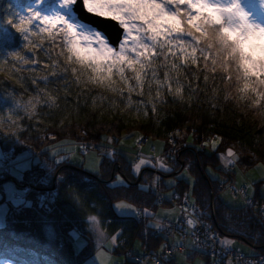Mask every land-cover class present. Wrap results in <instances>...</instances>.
<instances>
[{
  "label": "snow or ice",
  "instance_id": "snow-or-ice-1",
  "mask_svg": "<svg viewBox=\"0 0 264 264\" xmlns=\"http://www.w3.org/2000/svg\"><path fill=\"white\" fill-rule=\"evenodd\" d=\"M76 4L77 0H60L59 11L54 10V14L48 15L42 10L44 0H32V3L27 5L9 3L3 10L4 15H0V41L3 43L0 71H6V79L12 82L13 88L18 86L27 91L25 84L29 83L35 91V95L29 96L27 100L15 99L14 92L8 93L13 96L16 108L23 110L29 123L25 125L23 118L13 120L12 116L18 113L10 109L7 117H0V123L7 119L10 125L16 126V131L0 135L22 143V133L28 131L31 135L42 120L44 132L37 133L39 139L56 140L66 128L78 137L94 135L100 145V155L107 156L112 161L119 156L120 150L126 147L125 141L133 136L136 137L134 146L137 148L147 140L151 148L159 146V152L145 156L143 150L139 149L134 156L129 157L132 161V171L137 177L143 176V180L135 187H128L125 192L111 193L103 201H94L95 206L88 204L86 199L78 195L72 185L67 183L69 169L64 168L58 175L56 172L59 166L71 160L102 176L101 160L97 159L95 166H90L83 158L59 156L58 152H53L52 158L56 167L46 164L47 179L39 182L47 185L54 178L53 190L33 192L29 187L17 191L13 187L8 191L6 201L0 204V230H3L0 231V255L3 256L0 264H30V261L21 255V250L12 245L19 240L22 229L33 227L42 228L51 242L60 248L77 242L75 247L78 249L79 222L94 229L98 224L106 223L120 227V232L111 236L108 242L109 249L119 247L117 241L124 228L114 225L112 207L118 210L131 209L137 217L152 218L138 233L140 240L136 242L137 249L146 245L147 238L151 235L149 228L165 234L167 240L172 222L178 221L181 212L184 214V224L187 227L182 228L180 236L172 238L171 244H160L154 254L160 264H167L173 256L183 254L175 251L167 254L165 249L171 247L175 250L181 243H185L184 235H195L197 226L202 224V221L195 217L205 215L202 211L197 212V201L192 197L187 183L183 193L187 208L181 205L177 209L174 206L170 210L157 213L150 210L151 206L138 208L124 201L135 199L140 189L156 192L161 185L173 189L166 194L169 201L178 199L177 180L187 176L194 186L197 178L194 174L190 175L193 160L196 153H207L210 159L201 161L207 164L205 171L212 177H216L213 167L222 166L223 170L231 171L238 182L229 190L236 191L246 184L247 189L242 195L245 203H250L248 196L255 191L253 182L257 177L250 172L247 179H239L245 174L238 166L249 163L241 155L245 151L243 144L238 146L236 143H229L223 132L209 136L207 130H204L201 135L202 129L197 127L194 121L184 124L182 128L177 126L180 130L167 133L165 141H152L147 135L130 131L119 134L123 124L116 127L115 134H108L112 131L109 128L105 130V134L100 135L103 125L89 128L79 124V107L81 98H86L85 104L90 100L94 107L97 103H102L104 97L101 96L98 100L96 96L90 95L91 87H83L80 92L73 93L70 85H95L130 100L134 92L139 97H143L145 91L151 94L154 84L156 90L151 101L141 99L135 106L138 109L142 107L143 116L146 119L153 117L156 125L164 119L160 115V109L169 103L170 99L184 101L187 105L200 99L201 93L207 95L208 92L212 93L211 98L216 101L221 99V92L225 93L222 97L224 101L247 100L246 107L260 110L264 117V20H258L255 12L245 5L244 0H82V7L88 13L111 18L122 26L124 39L120 41L119 49H116L105 35L95 30L92 25L81 22L78 17L76 22H69L74 16ZM259 6L264 12V0H259ZM57 37L61 38L59 43ZM17 38L22 40L23 44L19 48H13ZM34 65L40 66L39 69L33 67ZM39 71L45 74L39 75ZM85 73L89 74L88 79L82 80ZM201 75L204 87L197 83ZM3 83L5 81H0V84ZM233 87L234 94L228 91ZM73 95L76 100L70 104L68 97ZM108 100L112 102L111 98ZM57 128V134L52 135ZM165 142L170 145L167 153H164ZM61 143L72 141L62 140ZM186 145H191L196 153L185 150L180 157L183 160V171L172 179L163 180V174L175 171L177 159ZM80 147L86 149L87 145L81 144ZM260 159L264 161V156ZM168 160H172L173 164L170 165ZM213 160L219 161V164L214 165ZM251 166L254 169H264V163L257 166L254 159ZM151 170H157L161 174L152 175ZM123 171V166L119 172L115 168L111 170V174L115 176L113 184L126 183L121 178ZM218 179L221 183L227 182V178ZM258 179L261 180L260 190L264 192V176ZM61 188L65 190L71 208L66 207L59 199ZM26 194H31V198ZM113 201L119 202L113 205ZM159 202L161 197L157 193L152 203L155 205ZM189 208L192 211H189ZM88 209L96 214L81 215ZM258 210L264 214V207ZM165 220L168 223H164ZM203 227L206 241L215 243L219 239L220 244L225 246L235 243L227 236L220 238V234L211 225L203 224ZM260 240L264 243V233L261 234ZM199 243L197 238L187 241L185 246H198ZM228 251L227 247L223 250L225 256ZM63 264L88 262L73 257ZM113 264H124V261H113ZM138 264H148L147 258L140 260ZM180 264H184L183 259ZM196 264L203 262L198 260ZM211 264L241 262L234 261L233 258L221 261L214 254ZM243 264H264V257Z\"/></svg>",
  "mask_w": 264,
  "mask_h": 264
},
{
  "label": "trees",
  "instance_id": "trees-1",
  "mask_svg": "<svg viewBox=\"0 0 264 264\" xmlns=\"http://www.w3.org/2000/svg\"><path fill=\"white\" fill-rule=\"evenodd\" d=\"M15 1H18L23 5V2H26L27 0ZM2 5L0 14L4 15ZM60 39L61 38L57 37L58 43ZM18 42L19 38L13 43V47L16 46V43ZM64 50L66 51V47ZM45 62H48L47 58H45ZM44 74L43 71H39V75ZM25 75L28 74L25 73ZM88 75L89 74L85 73L82 80L88 79ZM3 77L4 76L0 77V81H3ZM197 83H200L201 87H204L202 75ZM27 87L34 90L33 86L29 83L25 88ZM70 87L73 93L80 92L83 87H91L92 91L90 95L96 96L98 100L101 96L104 97L103 102L97 103L94 107L90 100L85 104L84 101L86 98H81L79 107V124L89 128L103 125L100 135L105 134V130L109 128H111L112 131L108 134H115L116 127L123 124L124 126L120 127L119 134H123L125 131H130L147 135L151 140L165 139L167 133L180 130L184 124L194 121L196 126L202 129L201 135L204 134V130H207L209 136L219 135L223 132L229 143H236L238 146L243 144L245 151L242 152L241 155H243L249 163L239 165V167L243 169L242 171H248L253 168L251 166V161L253 159L255 165L260 162L264 163V161L260 159V157L264 156V117H262L260 110L246 107L248 103L247 100L232 102L224 101L222 99L225 94L224 92L220 93L221 99L219 101L211 98V92H208L207 95L201 93L200 99L187 105L184 101H172L170 99L169 103L164 104L160 109V115L164 117V119L159 125H156L153 117L150 116L146 119L143 116L142 107L138 109L135 106L141 99L151 101L152 95L155 94L156 90L154 84L151 94L145 91V95L139 97L134 92L132 93L130 100L126 97H120L113 94L110 91H105L95 85L71 84ZM209 87H211V84ZM16 88L24 91L18 86ZM228 91L234 94L235 87ZM62 95L63 93L61 92V96ZM108 98H111V103ZM186 99L187 95H185V100ZM75 100L76 97L74 95L68 97L70 104L75 103ZM211 105H216V107H212ZM41 122L43 123L42 120ZM23 123L27 125L29 121L23 120ZM32 123L34 122L32 121ZM42 123L38 125L37 129H35L31 135L28 131H24L20 136V141H23L22 143L14 138H6L5 141L1 142L3 149L5 151L10 150L13 153V156H16L17 154L25 152L28 147L33 153H37L43 148L46 150L47 148L57 146L62 140L98 143L94 135L78 137L75 134H71L68 128L65 129L63 134L58 135L56 140H41L37 137V133L42 134L44 132V128L41 126ZM177 126H180V128ZM72 127H75V123ZM58 130L59 129L57 128L51 134L56 135ZM185 150L194 153V148H192V146H188L184 150H181L175 164V171L170 174H163V180L167 181L172 179L173 177H176L179 172L183 171V160L180 157L183 156ZM99 159L101 160L102 176L98 177L95 173L87 171L83 166H75L68 162L59 166L56 174L63 171L64 168L69 169L67 183H70L74 190H76L77 194L83 196L88 204H92L93 206H95L94 201H103L111 193L125 192L128 187H135L143 180L142 176L139 182H136L138 181V177L133 174L131 162L125 155L119 154L114 161L110 160L107 156L101 155H99ZM206 159H210V156L207 153H196L192 163V173H190V175L194 174L196 176L197 183L193 186L188 181V177H179L177 180L179 186L177 195L184 196L185 184L187 183L188 189L192 191V197L197 201V212L202 211L205 213L204 216L197 215L195 218L217 225L220 236L231 237L264 253V243L260 240L261 234L264 233V221L260 219L262 217L259 215V212L257 211V213H255L246 205L233 207L225 201L220 194L225 189L231 187L232 183L230 181L232 179H229L230 175L228 172L222 170L221 167H213L212 169L218 173L217 178L210 176L208 172L205 171L207 164L201 162ZM170 162L173 164L172 160H170ZM119 163L124 168L122 179L126 182L125 184L112 183L115 176L111 174V170L115 168L116 171L119 172L121 169V167H118ZM212 163L216 165L219 164V161L213 160ZM46 164L56 167L52 154L49 151L43 153L37 161L31 162L30 166L20 169L22 181L29 183L32 186L33 192L35 190L48 191L55 187L54 178L49 181L47 185L39 183L40 181L47 179ZM180 167L181 170H177ZM153 174L154 173L152 172V175ZM160 174V172L157 173V175ZM218 178H227V182L221 183ZM10 179L11 174L9 173L0 175V204L6 201L5 184ZM150 179L151 177H149V180ZM253 186L255 189L254 198L263 203L264 197L260 190L261 180L259 179L255 181ZM159 190L172 191L173 189L161 185ZM212 194L214 196L213 201ZM27 197L31 198V194H28ZM59 199L66 207L71 208V204L66 199L65 190L63 188L60 190ZM155 199L156 195L154 192L151 190L140 189L138 190L135 199L126 201L138 207L151 206L150 210L156 212L159 205L157 203L153 205L152 202ZM115 202L117 201H113V205ZM111 212L112 217L115 218L113 222L114 225H119L124 228L123 233L119 236L117 241L119 247H115L114 251L116 253H122L131 247L136 248V242L140 240L138 233L152 218L143 217L141 221H137L134 216L119 215L114 207L111 208ZM89 214L95 215L96 213L92 212L91 209H88L87 212H84L81 215L87 216ZM109 219H111V217H109ZM77 220H80L79 215L77 216ZM100 224L107 235H113L116 232H120V227L110 226L106 223ZM77 231L80 233V237L85 239L84 244L80 246V249H76L75 242H72L71 245L66 248L58 247L55 243L51 242L50 238L42 228L36 227L22 229L19 240L12 246L20 249L21 255L30 261V264H57V262L63 264V262L73 257L81 261H86L88 258H91L98 249V236L92 227L83 222L78 223ZM148 232L151 233V235L147 238L146 245L143 248L138 249V253L144 251H156L159 249V245L163 244V241L165 240V235L163 233H154L151 228L148 229ZM186 257L190 262H194L197 259H200L203 264H211L212 262L210 256L197 250L187 251ZM0 259H3L2 255H0ZM127 261L124 262V264H131ZM170 264H173V261Z\"/></svg>",
  "mask_w": 264,
  "mask_h": 264
},
{
  "label": "rangeland",
  "instance_id": "rangeland-1",
  "mask_svg": "<svg viewBox=\"0 0 264 264\" xmlns=\"http://www.w3.org/2000/svg\"><path fill=\"white\" fill-rule=\"evenodd\" d=\"M2 3H3V5H2ZM9 3H11L12 5H22L18 1H15V0H3V1L0 0V13H1V5H2V8L3 9H6ZM30 3H32V0H27L26 2H23V5H27V4H30ZM244 3H245L246 6L249 7L250 10H252V11L255 12L258 20H264V12H262L261 9H260L259 0H244ZM59 4H60V0H44V5H43L42 10L46 12L45 14L52 15V14H54V10L55 11H59ZM77 17H78V14L74 10V16H73L72 20H70L69 22H76V18ZM97 17H100V16H97ZM102 18L103 19H110V20H112L111 18H107V17H102ZM112 21L117 22L115 20H112ZM112 21H109L107 24L108 25H111L112 24ZM81 22L87 23L85 21H81ZM117 23L119 24V22H117ZM87 24H89V23H87ZM119 26L122 27L120 24H119ZM92 27L95 30L102 32L105 35V38L109 40L108 36L106 35V33L103 30L99 29L97 26H95V27L92 26ZM123 39H124V31H123V36H122V39L121 40H123ZM109 42H110V40H109ZM16 44L17 45L14 46L13 48H19V47H21L22 44H23V41L19 39V42L16 43ZM110 44L114 48L119 49V45H118V47H115L112 43H110ZM119 44H120V42H119ZM2 52H3V43H2V41H0V53H2ZM28 55L31 56L30 53ZM0 58H2V57H0ZM45 63H47V62H45ZM33 67H37L39 69L40 66H35L34 65ZM2 76H4L2 80L5 81V83L0 84V117H7L8 114H9V110L11 109L14 112L18 113V115H13L12 116V119L13 120H20L21 118H23V120H28V118L24 116L23 110L16 108V106H15V104L13 102V96L8 95V93L14 92L15 99L27 100V98L29 96L35 95V91L32 90V89H30V88H28V87L26 88L27 91L19 90L16 87L13 88L12 82L11 81H8L6 79V77H7L6 71H0V77H2ZM27 84L28 83H26V85ZM26 85H25V87H26ZM23 120H22V122H23ZM33 122L36 123V121H33ZM14 131H16V126L14 124L10 125L7 119H5L4 122L0 123V133H10V132H14ZM135 139H136V137L133 136L131 139L125 141L126 147L120 150V154L125 155V156H127L129 158L131 156H134L139 149H142L143 150V153H144L145 156L152 155L154 152H159V146H156V148L153 149V148H151L148 145L149 144L148 141H145L142 145L139 146V148H137L136 146H134ZM5 140H6V138L4 136L0 135V141L2 142V141H5ZM152 141H165V139H157V140H154L153 139ZM1 142H0V158L5 155V150L3 149V146L1 144ZM81 144H86L87 145V148L85 150H83V148L80 147ZM188 146H191V145H186V147H188ZM169 148H170V145L165 142V145H164V153H167ZM26 150H28L27 151L28 153L26 152L25 154L21 155L20 158H13L11 160H8L6 162H3L2 165L5 166V168L7 170H12L11 172L16 171L17 174L15 176H17V175L20 176V171L18 169L21 166H22L21 169L27 167L30 164V161H32V162L33 161H37L38 158L43 153H45L46 151H49L51 154L53 152H58V153H60L59 156H68V157L75 156L77 159L83 158L85 160V162L87 164H89L90 166H95V161L97 159H99V155L101 153V149H100L99 143H96V142H85V141H72V143H64V144L60 143L57 146H53V147L47 148L46 150H44V148H43V149L39 150L37 153H35V152L33 153L31 151V149H29V147H28V149L26 148ZM69 150H71V151H69ZM194 151H195L194 153H196V150L195 149H194ZM164 153H161V155H163ZM10 154H12V153L7 154V156H6L7 159H10V158L13 157ZM165 158L167 159V157H165ZM28 159L30 161H28ZM3 160H6V159H3ZM21 160H25V161H21ZM67 162L68 163H71V164H73L75 166H77V165L81 166L79 163L71 162V160H69ZM130 162L132 164V161L131 160H130ZM168 163L171 165L170 160H168ZM261 163L262 162L258 163L257 166L260 165ZM118 167H121V164L120 163L118 164ZM221 168H222V166H221ZM239 168H240L241 171L243 170V169H241V167H239ZM85 169L87 171H89L87 168H85ZM177 170H181V167L179 169H177ZM89 172H91V171H89ZM152 172L154 173L153 175H157V173L159 171L152 170ZM242 172L245 175L239 178L241 180L242 179H247L248 178V174L250 172L253 174L254 177H257V179H254V181L258 180V177L264 176V169H258V168L257 169H254V168H251L248 171H242ZM92 173H94V172H92ZM215 173H216V178H217L218 177V173L217 172H215ZM58 174H59V172H58ZM133 174L136 176V174L134 172H133ZM228 174L230 175L229 176V179L230 178L232 179L230 181L232 183L231 186L233 185L232 187H235L236 184H237V182H238L237 177L234 176L231 171H228ZM141 177L142 176L138 177V181H136L137 183L139 182V180L141 179ZM184 177H187V176H184ZM121 178H123V177H121ZM16 185L17 184L14 183L13 181H7L6 182V184H5V195H6V198H7L8 191L11 188H13V187L16 188ZM229 189H230V187L227 188V189H225L224 191H222L220 195H221V197L225 201H227L233 207H241V206H245L246 205L252 211L255 212L257 210V208H258V205L260 203H262V201L260 202L259 200H257V199L254 198V192L255 191L254 192H251L249 194V196H248V199L250 200V203H245V200H244L242 194L245 193V191L247 189V185L246 184L243 185V186H241V187H239L238 190H236V191H230ZM16 190L17 191H21L19 189H16ZM41 191H44V190H41ZM158 191L160 192V194L164 198H167V195L166 194L169 193V192H171V191H160L159 189H157L156 192H154V194L157 195ZM262 195L264 197V192H262ZM0 196H1V194H0ZM117 202H119V201H117ZM117 202H115V203H117ZM124 202L125 203H130L128 201H124ZM136 207H138V206H136ZM173 207H174L173 205H167V206L162 205V206H159L158 207V210L156 212L159 213L162 210H170ZM138 208H143V207H138ZM176 208L179 209L178 207H176ZM115 210H116V212L119 215L135 216V218H137V216L131 211V209H119V210L118 209H115ZM183 215L184 214L181 212L180 215H179V219H181L183 217ZM260 216L262 217L260 219H262L264 221V215H260ZM142 219H143V217L141 216V217H139V219H137V221H141ZM92 229L96 233H98L97 234L98 235V239H97L98 240V245H100L102 243V246L100 248H98V250L96 251V253L91 258H88L86 260L88 262V264H105L107 261H110V260L111 261H118V260L125 261V260H128L129 259V256H127L124 253H119V254L116 253L114 251L115 247L114 248H111V249H109V247H108V242H109L111 236L117 235L119 232H116L113 235H107L106 233H104L101 224H98L97 226H95V229L94 228H92ZM153 232L154 233H157L158 231L153 230ZM176 235H179L180 236V232H176ZM186 236H189V237L195 239L194 235H186ZM224 237L225 236H221L220 238H224ZM227 238L230 239V240H233L235 243L233 245H231V246H225V245H221L220 242L218 241V245L221 246V247H223V248L233 247L234 252L237 255H240V256L247 254V256L258 255V256L264 257V253H262L261 251H259L257 249H253L249 245L243 244V243H241V242H239L236 239H233L231 237H228L227 236ZM84 241H85V239L83 237H80V239H79L80 246L84 244ZM164 242L165 241H163V244H164ZM76 243L77 242H75V244ZM79 249H80V247H79ZM136 249L137 248H135V250ZM156 251H158V250H156ZM165 251H166V249H165ZM250 252L252 254H250ZM178 253L179 254H183V256H175V258L173 260V264H180L181 259L184 260V264H196V262L198 260L201 261L200 259H197L194 262H190L187 259L185 252H178ZM128 255H130V254L128 253ZM131 255H133V254H131ZM217 258L219 260H221V261H226L227 260V258H225V257H223V258L217 257ZM170 260H168L167 263ZM233 260H234V258H233ZM136 263H137V261L134 262V264H136Z\"/></svg>",
  "mask_w": 264,
  "mask_h": 264
},
{
  "label": "built area",
  "instance_id": "built-area-1",
  "mask_svg": "<svg viewBox=\"0 0 264 264\" xmlns=\"http://www.w3.org/2000/svg\"><path fill=\"white\" fill-rule=\"evenodd\" d=\"M83 150H85V149L83 148ZM2 168L5 169V166H2ZM176 203L179 206L183 205V207H185V208L188 207L187 204H184V198L179 200V201H176ZM261 207H264V206H261ZM188 210L190 211V208ZM261 215H264V214L261 213ZM184 220H185V217L183 215L182 221L176 222L177 224L176 223L172 224L171 231L167 233V236L168 237L170 236L169 237L170 239L166 240L164 243L171 244L172 243V239L171 238L173 237L174 234H176V232H180V235H181V230H182V228H184ZM203 224L211 225V224L206 223L205 221H202V224L197 226L196 233L194 235V237H195L194 240H196L198 238L200 243L197 246V248H199L200 250H203V251L207 252L208 254H210L212 256L215 254L217 257H225L227 259L228 258H234L235 261L239 260L241 262V264H243V262H246V261H249V260H259L261 258V256H258V255H254V256L241 255L240 256V255H237L234 252V250L231 249V248H228L229 251H228L227 255L225 256L224 253H223V250L225 248H223V247L218 245V241L219 240H216L215 243H213L211 240H207V241L205 240V229L203 227ZM212 228L214 229L213 226H212ZM185 238H186V235L183 236V240ZM176 249H182V248L178 247ZM176 249L173 250L171 247H169V248L166 249L165 252L167 254H172V252L176 251ZM144 258H147L148 264H160V260L157 259V258H154V254H147L145 256H136L135 260L137 262H139L140 260H142Z\"/></svg>",
  "mask_w": 264,
  "mask_h": 264
},
{
  "label": "water",
  "instance_id": "water-1",
  "mask_svg": "<svg viewBox=\"0 0 264 264\" xmlns=\"http://www.w3.org/2000/svg\"><path fill=\"white\" fill-rule=\"evenodd\" d=\"M74 10L78 14L79 18L103 30L108 36L110 42L115 47H118L119 42L122 39L124 30L122 27L119 26L117 22H114L110 19H103L102 17H97L95 14L88 13L87 10H85L82 7V0L77 1V4ZM109 21H112L111 25L107 24ZM213 200H214V196L212 194V201Z\"/></svg>",
  "mask_w": 264,
  "mask_h": 264
},
{
  "label": "bare ground",
  "instance_id": "bare-ground-1",
  "mask_svg": "<svg viewBox=\"0 0 264 264\" xmlns=\"http://www.w3.org/2000/svg\"><path fill=\"white\" fill-rule=\"evenodd\" d=\"M80 21H84L83 19H81ZM86 22V21H85ZM88 23V22H87ZM90 24V23H89ZM90 25H92V24H90ZM31 155V154H30ZM28 161H30L29 159H28ZM31 162L32 161H30V164H31ZM30 164L28 165V166H30ZM10 171H12V170H10ZM17 173H16V171H13V172H11V175H13V176H15ZM173 200V203L176 205V206H178V207H180L177 203H176V199L175 198H173L172 199ZM163 205H165V206H167V204L166 203H163ZM106 233V232H105ZM98 234V233H97ZM100 246H102V244H100ZM98 248H100L99 246H98ZM98 250V249H97ZM139 252V250L138 249H136L135 250V248H129L127 251H123L122 253H124V254H126L127 256H129V259H128V261L130 262V263H134V262H136V260H135V257L136 256H138V253ZM128 253H130V255H128ZM119 254V253H118ZM131 254H133V255H131ZM136 255V256H135ZM139 256H141V255H139ZM113 259V258H112ZM127 260H125L124 262H126ZM127 261V262H128ZM132 261V262H131ZM105 264H113V261H107Z\"/></svg>",
  "mask_w": 264,
  "mask_h": 264
}]
</instances>
